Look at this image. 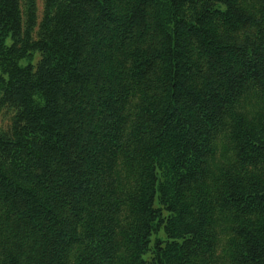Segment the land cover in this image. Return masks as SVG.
Listing matches in <instances>:
<instances>
[{"label":"trees","instance_id":"16d2710c","mask_svg":"<svg viewBox=\"0 0 264 264\" xmlns=\"http://www.w3.org/2000/svg\"><path fill=\"white\" fill-rule=\"evenodd\" d=\"M0 264H264V0H0Z\"/></svg>","mask_w":264,"mask_h":264}]
</instances>
